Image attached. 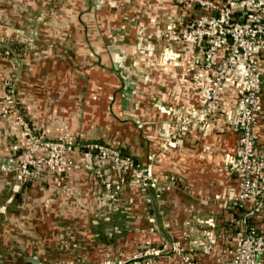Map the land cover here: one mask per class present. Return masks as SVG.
I'll use <instances>...</instances> for the list:
<instances>
[{"label": "crops", "instance_id": "crops-1", "mask_svg": "<svg viewBox=\"0 0 264 264\" xmlns=\"http://www.w3.org/2000/svg\"><path fill=\"white\" fill-rule=\"evenodd\" d=\"M128 6L131 10L132 5ZM236 15L241 21L246 20L245 13L237 8ZM150 25L156 24L151 21ZM121 31L122 41H128L124 33L127 29ZM191 46L187 44L179 66L150 67L147 75L144 70L148 64L143 62L132 78L136 87L129 108L121 103L122 111L133 113L142 126L148 125L140 137L149 139L150 145L138 148L137 154L145 161L151 154L157 185L150 189L149 198L144 199L141 194L124 196L112 207L108 197L95 192L93 176L85 167L71 169L69 179L63 181L70 188H63L62 180L51 176L32 187L26 186L19 194L9 195L8 183L0 179V250L9 253L0 252V264H17L22 255L20 264H31V258L39 264H52L67 235L70 241H66V246L86 250L81 264H99L116 253L129 258L147 244L161 253L146 258L144 264H181L180 257L172 251L175 241L186 248L196 247L205 264H218L237 251L249 224L264 231V212L245 217L253 203L245 208L238 206L239 176L231 168L233 161L228 164L230 169L225 165L236 154L237 134L223 132L217 118L212 124L214 130L193 125L184 131L177 128L178 116L185 114L186 107L202 104L210 87L207 73L199 63L193 64L201 54ZM132 49L128 45L115 47L113 63L125 68L121 54ZM157 56L154 53L150 58ZM87 71L98 75L96 82L103 76L116 77L98 67ZM81 73L75 67H58V118L64 116L63 106L78 105L79 93L86 95L85 89L95 87L80 78ZM244 77L241 67L230 74L222 88L226 106L235 104ZM105 88L108 96L109 87ZM262 98L264 103V63ZM71 110L68 118L76 120ZM3 124L0 122V134ZM166 131L182 137V145L162 146ZM255 135L257 151L264 156V113L259 114ZM16 136L21 138L23 133L17 130ZM200 240L206 245L197 247Z\"/></svg>", "mask_w": 264, "mask_h": 264}, {"label": "rangeland", "instance_id": "rangeland-1", "mask_svg": "<svg viewBox=\"0 0 264 264\" xmlns=\"http://www.w3.org/2000/svg\"><path fill=\"white\" fill-rule=\"evenodd\" d=\"M128 5H132L131 10ZM203 13L189 0H0V122L5 123L0 134V179L8 183L9 195L51 176L62 180L63 188H70L63 181L69 179L71 169L85 167L93 176L95 192L108 197L112 207L124 196L149 198L150 189L157 185L151 154L147 161L137 154L138 148L150 145L149 139L140 137L148 125L142 126L133 113L122 111L125 80L134 78L143 62L148 64L144 70L147 75L150 67L179 66L188 50L182 33ZM124 27L128 41L120 38ZM121 45L134 49L121 54L125 68H115V47ZM154 53L157 59L150 58ZM66 65L83 72L80 78L95 87L85 89L84 97L79 93L78 105L63 106L65 117L58 118V67ZM90 67L108 70L116 77L103 76L96 82L98 75L88 73ZM105 86L109 87L108 96ZM232 108L222 100L217 109H208L207 121L201 126L214 130L215 118L220 120L223 132L237 134L236 153L241 138L237 122L228 114ZM70 110L76 120L68 118ZM17 130L23 133L21 138L16 136ZM6 134L10 136L4 137ZM164 139V147L171 141L176 146L169 148L183 143L180 136ZM96 144L120 151L139 167L124 171L112 157L101 158L94 150ZM232 157L225 161L227 169L236 158L234 154ZM28 160L34 164L24 181L18 175ZM67 240L68 235L64 245L58 246L52 264L82 263L85 248L71 249L65 245ZM151 247L144 245L129 258L116 253L99 264L109 259L133 260Z\"/></svg>", "mask_w": 264, "mask_h": 264}, {"label": "built area", "instance_id": "built-area-1", "mask_svg": "<svg viewBox=\"0 0 264 264\" xmlns=\"http://www.w3.org/2000/svg\"><path fill=\"white\" fill-rule=\"evenodd\" d=\"M189 1L204 13L198 15L193 23L186 27L182 38L192 44L194 51L198 49L201 54V58L194 59L193 64L196 66L199 63L211 77L206 100L200 105L184 109L185 114L181 117L179 129L184 131L191 125L200 127L207 121L208 109H217L222 102V88L232 71L237 67L244 69L245 77L240 85L239 95L228 114L237 122L240 130V146L231 168L238 173L240 180L238 206L245 208L249 202L253 203L245 213L248 218L258 212H264V156L257 151L255 135L259 114L264 113V0ZM236 8L245 13V21L238 18ZM26 130L30 132L27 125ZM165 137L176 136L166 131ZM174 146L175 142H169L168 147ZM94 150L99 152L101 158L112 157L124 171L139 167L134 159L122 156L118 150L99 144L94 146ZM33 162L34 160L24 162L22 172L18 175L21 180L26 181L31 175L30 166ZM107 185L110 186V183ZM205 245L203 240L197 242V247ZM172 251L180 257L181 264H205L199 258L196 247L186 248L180 241H175L172 243ZM160 252L159 249L151 247L138 253L133 260L109 259L102 264H127L128 261L130 264H144L146 258L159 255ZM262 257L264 231L254 224H249L237 251L230 259L218 264H261Z\"/></svg>", "mask_w": 264, "mask_h": 264}, {"label": "water", "instance_id": "water-1", "mask_svg": "<svg viewBox=\"0 0 264 264\" xmlns=\"http://www.w3.org/2000/svg\"><path fill=\"white\" fill-rule=\"evenodd\" d=\"M115 68H119L120 65L118 62L114 64ZM136 85L133 83L132 79L127 78L125 80V99H124V105L126 108H129L130 105V99L133 97V90L135 89ZM31 264H39L37 259L31 258L30 259Z\"/></svg>", "mask_w": 264, "mask_h": 264}]
</instances>
